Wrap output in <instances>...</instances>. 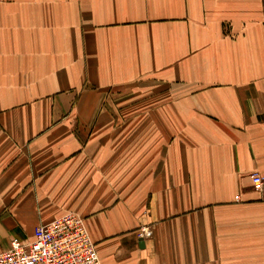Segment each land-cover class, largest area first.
I'll return each mask as SVG.
<instances>
[{"label": "crops", "instance_id": "1", "mask_svg": "<svg viewBox=\"0 0 264 264\" xmlns=\"http://www.w3.org/2000/svg\"><path fill=\"white\" fill-rule=\"evenodd\" d=\"M253 173L264 0H0V252L76 213L101 264H264Z\"/></svg>", "mask_w": 264, "mask_h": 264}, {"label": "built area", "instance_id": "2", "mask_svg": "<svg viewBox=\"0 0 264 264\" xmlns=\"http://www.w3.org/2000/svg\"><path fill=\"white\" fill-rule=\"evenodd\" d=\"M255 190L264 188V175L253 173ZM144 235L150 231L143 228ZM0 264H101L83 217L67 213L37 225L32 240L13 238L0 252Z\"/></svg>", "mask_w": 264, "mask_h": 264}]
</instances>
